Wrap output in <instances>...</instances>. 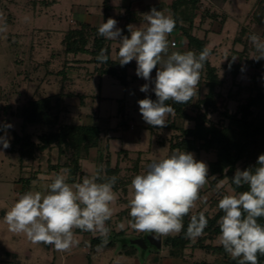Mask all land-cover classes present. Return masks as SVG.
Here are the masks:
<instances>
[{
    "label": "rangeland",
    "instance_id": "1",
    "mask_svg": "<svg viewBox=\"0 0 264 264\" xmlns=\"http://www.w3.org/2000/svg\"><path fill=\"white\" fill-rule=\"evenodd\" d=\"M103 1L56 0L52 3L53 0H0V27L6 26V31L0 32V107L3 109L9 104L15 110L21 105H27L31 98L59 94L62 91V87H64L62 91V105H65L64 107L67 109L61 114L62 123L84 124L89 120L86 116L88 113L93 116L90 119V123L95 124L98 122V117H103L108 118L114 124L118 118L119 99H124L130 111L127 112V115L133 119L131 127H135L136 122L137 132H140L141 135V142L125 146L129 144H124L126 142L121 137L122 134H117V130H114L113 133L116 138L110 140V152L112 154V165L119 164L121 176L125 178L131 177L132 179L136 174L144 172L147 164L153 159L164 158L169 155V140L174 133L173 130L159 128L152 133L151 130L142 128L141 125L145 121L139 112V97L137 94L139 95L140 92L121 85L111 75H104L102 89L100 90V77L98 74L94 78H87L86 70L93 71L95 68L93 63L89 64L85 62L87 68H83L82 72L77 70L76 75L74 74L72 79L69 80L63 81L64 76L56 73L62 69L66 70L64 67L65 54L63 51L62 34L65 33L71 24H76L74 27H77L75 20L83 21L85 18L83 11L78 13L75 11V7L82 6L84 8V5L89 4L90 13L100 14L104 9ZM143 1L157 3L158 7H163L164 3L167 4L169 2V0ZM112 2L117 4L119 2L127 3L128 1L112 0ZM258 2L259 0H230L225 9L229 12L228 21L223 25H220L219 22H217L218 24H213V29L216 30L221 27L223 31L221 34L214 33L215 35L211 38L210 45L211 48H215V52L210 56V59L218 67L220 76L225 80L224 86L221 88L224 95L221 102L222 107L225 105L233 113L236 112L237 107L250 95L248 87L253 86L254 77L259 76L261 73V71L247 63L248 57L254 59V48L248 39L249 35L257 34L264 37V21L256 22L251 16ZM219 11L222 12L223 10ZM167 14L170 15L169 12ZM242 26L245 28L246 34L244 36L240 35V39L239 31ZM206 27L209 28L210 26ZM206 27L202 28L205 29ZM200 35L203 36V32ZM235 38H238V41ZM233 51L239 52V55ZM68 57L74 60L75 58H86L87 55L70 54ZM47 60H50L49 67L46 66ZM230 61L239 67V73L236 77L232 74V68L228 67ZM260 61L264 63V59H260ZM262 75L258 77L259 83L262 82ZM200 90L197 97L205 94L207 91L205 86ZM229 93L235 95V99H228ZM145 95L146 93H142L140 96L144 99ZM93 102L96 103L94 104ZM89 106L94 111L88 110ZM97 109H100L99 115L95 114ZM258 109L255 110V114H258ZM213 118L218 121L220 114H214ZM119 119L123 120L122 115L119 116ZM3 122L12 126L7 130V138L10 140L11 145L13 140L12 131L17 130L21 132L22 121L15 115L7 112L0 115V123ZM176 122L178 126H193L192 122L184 121L181 118L176 119ZM107 123L108 121L102 122L104 126H107ZM33 130L31 129L32 132ZM38 131L40 132L39 129ZM106 131V135L109 134V131ZM3 135H5V132ZM108 137L110 139L111 136L109 135ZM158 140H165L166 145H161L157 142ZM106 143V137L103 136L100 149H98L100 153L104 147L106 148ZM122 149L129 151L128 158L119 157L118 152ZM98 150L95 151L94 149L89 158L82 162L83 171L88 174L87 176L94 175L101 166V162L98 160ZM105 153H107V150ZM191 153L194 154L198 161L205 162L208 167L210 162L215 159L214 152L201 151L199 153ZM70 157L69 153L62 156L59 153L58 147L54 146L50 150L42 152L38 158L27 160L24 165H21L17 153L10 152L9 148L3 149L2 145H0V210L10 208L17 200L18 195L26 191L46 192L47 185L52 181L57 171L59 173L61 169L69 170L65 164L69 162ZM138 157L140 161L138 162V167H136L134 161ZM237 168L241 170L245 169L242 163ZM34 175L36 177L32 178V181L28 183L26 179ZM21 178H24V180L20 181ZM223 180L225 181L224 187L217 190L216 185L212 186L210 183L211 178L208 176V183L200 192L202 199L196 202L190 212L204 211L213 218L220 210L218 208V201L223 195L233 194L234 189L229 179ZM114 191L117 193L118 198L115 204L112 205V221L107 222L111 233H115V235L119 233L120 236L126 237H138L142 235V237L147 236L150 238L151 234L132 230L127 223L129 215L120 214L123 210H128L125 201L128 202L131 199L130 184L127 186L126 191H123L122 187L117 190L114 189ZM0 216V264H13V258H4L3 254L5 249L10 248L18 250L20 255L21 251L24 253V250L30 252L29 257L31 259L29 260H26L25 256H21V260L27 261L25 264H51L53 257H48L49 251L46 250V245H34L23 234L9 232L7 225L3 222L4 215ZM121 223L125 225L124 228L120 227ZM74 231L79 244L72 249L77 251H80L83 245H88L89 247L92 238L96 236L89 232H81L78 229ZM116 241L117 247L124 244L122 237ZM134 242L139 249L138 257L141 264H152L151 260L156 256L157 252H160L159 248L144 250V247L149 246L150 242L148 239L145 240L141 237L136 240L134 239ZM212 244L220 246L218 237H215ZM167 250L168 248L163 246L161 251L167 254ZM144 251L145 253H142ZM50 254L52 255L51 252ZM53 255H55L54 257L57 256L55 264H62V253L55 250ZM185 255L191 258V260H197V262H222L221 255L206 252L199 248L189 247Z\"/></svg>",
    "mask_w": 264,
    "mask_h": 264
},
{
    "label": "clouds",
    "instance_id": "2",
    "mask_svg": "<svg viewBox=\"0 0 264 264\" xmlns=\"http://www.w3.org/2000/svg\"><path fill=\"white\" fill-rule=\"evenodd\" d=\"M143 27L127 25L129 35L117 27L118 21L109 17L98 26V35L119 42L118 59L121 67L133 60L136 75L154 84L151 90L156 100L144 98L138 101L142 119L152 127L163 128L167 117L174 109L166 102L187 104L198 96L201 72L205 67L211 49L207 46L199 52L169 51V36L177 25L176 19L153 7L142 14ZM6 26L0 27V32ZM254 48V59H264V37L250 34ZM108 55L102 49L97 55L101 63L107 62ZM235 59V58H233ZM155 71V78L152 72ZM141 92L149 91V83L143 84ZM4 124L0 131V145L10 147ZM127 146V145H125ZM68 169H61L47 185L46 192L26 191L19 194L13 205L7 209L3 222L8 231L23 234L32 244L51 245L57 252H70L79 244L74 230L89 232L101 239L97 251L102 250L110 235L107 222L113 216L117 201L114 186L116 176L105 177L101 165L92 176H84L81 182H68ZM209 167L198 161L194 154L176 149L164 158L153 159L146 170L136 174L130 183L131 199L128 226L136 232L151 234L159 240L184 231L185 238L196 240L204 234L208 219L204 211L191 215L186 231L184 217L201 200V190L208 183ZM236 188L243 185L248 190L225 194L218 201L223 215L218 220V242L224 251L238 264H259L264 256V154L257 158L256 165L244 170L236 169L231 177ZM220 180L217 190L224 187ZM124 228L123 223L120 224Z\"/></svg>",
    "mask_w": 264,
    "mask_h": 264
},
{
    "label": "trees",
    "instance_id": "3",
    "mask_svg": "<svg viewBox=\"0 0 264 264\" xmlns=\"http://www.w3.org/2000/svg\"><path fill=\"white\" fill-rule=\"evenodd\" d=\"M55 1L53 0L52 3ZM228 1L211 0L204 10H201L202 0L174 1L172 6L174 19L177 21L176 28L181 29L187 37L188 51L199 54L207 44L205 38L201 39L193 34L196 18L200 15L202 22L210 18L212 21L219 22L220 25L225 24L227 16L219 10L224 8ZM104 5L107 13H109L111 9L109 0H105ZM127 10L125 15L129 23L134 17L129 8ZM251 16L256 22L264 21V0H259ZM127 25H124V32L126 33L128 32ZM97 29V27L86 23H80L77 27L67 29L62 39L64 53L66 55L70 53L89 54L91 56L89 61L97 64L96 69L100 74H110L118 78L122 84L127 85V65L121 67L119 63L111 60L109 40L99 36ZM244 34H246V31L242 26L240 27L239 36H244ZM235 40L238 41V38H235ZM102 49L106 50L109 57L107 62L104 63L97 60V55ZM233 52L239 55V52ZM247 63L261 71L260 75L263 74L262 82H258L260 75L254 77L253 86L248 87L250 95L237 107L234 113L225 105L222 107L221 102L224 95L221 88H223L225 80L220 76L218 67L209 58L201 72L198 88V91H201L200 89L205 86L206 93L194 98L187 104H177L171 100L166 102L174 109V114H170L166 125V128L174 132L169 140V155L176 149L196 153L201 151L214 152L215 159L209 164L208 176L211 178L210 183L215 186L220 180L228 178L236 193L248 190L247 185L236 188L231 182V177L234 175L237 166L240 163L244 165L245 169L255 166L258 156L264 154V72H262L264 71V63L249 57ZM49 64V60H47L46 66L48 67ZM233 65H235L234 62L230 61L228 63V67L232 68L233 76L236 77L239 73V67ZM56 73L64 76L63 81L67 80L65 79V69ZM63 89L64 87H62V91ZM62 91L55 95L49 94L31 98L27 105H21L15 110L9 104L3 109L0 107V115L10 112L22 121L21 132L12 131L13 140L9 147L10 152L18 154L21 165H24L27 160L38 158L42 152L56 146L62 156L67 153L70 154V160L65 164L69 168L68 182L76 183L81 182L82 178L87 176L86 172L83 171L81 161L89 158L93 149H100L102 133L98 125L62 123L61 114L67 109L64 107L65 105H62ZM235 97V95L229 93L228 99H235ZM151 99L156 100L154 92L151 94ZM257 108H259L258 114H255ZM216 113L220 114L218 121L213 118ZM180 118L192 122L193 126H178L176 119ZM226 121L227 123H225ZM4 124L6 123H0V127ZM123 124L128 125V120L123 118ZM31 129H34L33 132ZM3 133L4 131H0V136ZM159 143L166 145L165 140H159ZM109 148L107 142L106 148L102 149L103 152L100 153L98 150V160L103 166L106 178L117 177L114 189L117 190L122 187L123 191H126L127 186L131 183V177L121 176L119 164L112 165V154ZM106 150L107 153H105ZM128 155L127 150L119 152V157L128 158ZM139 161V157L134 161L136 167H138ZM35 177L36 175L26 180L29 183ZM23 180L24 178L20 179V181ZM199 212L201 211L190 212L189 216L184 217L185 231L190 216L198 215ZM120 214L129 215V209L123 210ZM205 215L208 219V225L204 230V234L196 241L185 238L184 231L163 238L164 245L169 248V254L172 257H181L185 255L189 247H193L219 254L222 257V262L203 261L201 264H238V261L233 260L221 245L214 246L212 244L215 237L219 235L218 220L223 215L222 210H219L213 218L207 212H205ZM128 218L130 219L129 216ZM258 222L264 224V218H260ZM91 242L93 246L101 245V239L98 236L93 237ZM124 248L136 249L137 247L134 243L128 242L124 245ZM258 259L259 264H264V256H259Z\"/></svg>",
    "mask_w": 264,
    "mask_h": 264
},
{
    "label": "crops",
    "instance_id": "4",
    "mask_svg": "<svg viewBox=\"0 0 264 264\" xmlns=\"http://www.w3.org/2000/svg\"><path fill=\"white\" fill-rule=\"evenodd\" d=\"M76 1H78V0H76ZM127 1H128L127 3H124V2L120 3L119 2L116 4V3H113L112 0H109V5L111 6L109 13H107V11L105 9V5L103 3L104 9L100 14L90 13V11H89L90 5L89 4L84 5L83 6L84 8H82V6H76L75 11L78 13L83 11L85 18L83 21L75 20V22L77 23V26H79L80 23H86L90 26L98 28V26L100 25V23L102 21L106 22L107 19L109 17H111V18H114L115 20L118 21L117 27H119L123 30L122 34L130 36L129 32H127V33L124 32V25L133 24V25H136L137 27H139V26L143 27L145 22L143 20L142 14L149 12L153 7H155L157 10L163 11L165 14H167L169 12L170 15L174 18V10H173L172 5H173L175 0H169V2L167 4L164 3L163 7H158L157 3L143 1V0L142 1H140V0H127ZM210 2H211V0H208V1L202 0L203 5L201 7L205 8L206 6H208V4H210ZM229 2H230V0L226 3L224 8L221 9V10H223L222 12L227 16V21H228V17H229V12H227V10H225V9H226L227 5L229 4ZM127 8H129L130 12L133 14V17H134L129 23H128L126 15H125L126 11H128ZM204 8H202L201 10H203ZM167 15H169V14H167ZM71 20H73V19H71ZM71 20H70V24H71ZM201 22H202V19H201V16L199 15L195 20V26L193 29V34L197 35L201 39L205 38L207 40L206 46L211 49V55H213L215 52V48H211V45H210L211 38H212V36L215 35L214 33L221 34L223 30L221 29V27L216 29V30L213 29L214 28L213 24H215L217 22L212 21L210 18L206 19L202 23ZM74 25H76V24H71V26L69 28L74 27ZM206 26H210V27L208 28ZM202 27H206V28L204 29ZM202 32H203V36L200 35ZM62 35L64 37L65 34H62ZM173 40H177V45L175 47H170V49H169L170 52L171 51H182V52L188 51V40H187V37L185 36V34L183 33V31L181 29L175 28L174 31L170 34V36H169L170 45H171V42ZM109 44H110V58H111V60L119 63V59H118L119 42L109 40ZM70 54H86L87 57L86 58H79V59L75 58L73 60V59H70L68 57ZM70 54H68V55L65 54V59H64V61H65L64 67L66 68V70H65L66 71V78L65 79H67V80L72 79V76L76 73L77 70H80L82 72L83 68H87V65L85 64V62L91 64V62L89 61L91 59V56L87 53H70ZM210 56H209V59H210ZM49 63H50V60H49ZM93 64L95 65V68L93 71L86 70L87 78L88 77L94 78L98 74L100 77L99 88L101 90L102 89V79H103L104 75H110V74H100L96 69L97 64H95V63H93ZM135 70H136V62L133 60L132 62L127 64V85L122 84L118 78H116L114 76L113 77L119 83H121V85L127 87L128 89L130 88L133 91H139L140 92L139 95L137 94V96L139 97V100L143 99V97H141L140 95L142 93H144V92H141L139 90L140 87L145 83H149V91L146 93L144 98H146V97L151 98V94L153 93V91L151 89L154 88V84H152L151 82L145 81L143 78L138 77L136 75ZM155 71L156 70H153V72H152L153 79L155 78ZM100 97L102 98L101 95H100ZM95 100H97V99H95ZM119 102H120V107H119V110L117 112L118 118H117L116 123L112 124L110 122V120H108V118H103V117H98V122L95 124L90 123V119L93 116H92V114H88V113L86 116L88 117L89 120L86 123H84V124L98 125L101 129L102 137L103 136L106 137V140L109 143V147H110V140L112 138H116V136H114V133H113L114 130H117V132H116L117 134H119V133L122 134L121 137L126 142L124 144H129L127 146H130V144H138L139 142H141V135H140V132H137L136 122H135V127L134 128L131 127L133 119H131L127 115V112H130V111H129V108H127V106L125 104V100L119 99ZM93 103L95 104L96 102H93ZM88 110L92 111L93 108L90 107ZM99 111H100V109H97L95 111L96 112L95 114L99 115ZM95 114H93V115H95ZM121 115L125 120H128V125L123 124V120L121 121L119 119V116H121ZM168 117H167V119H168ZM105 121H108V123H107L108 129H107V126H104L102 124V122H105ZM141 126H142V128L151 130L152 133L155 132L156 129L157 130L159 129V127H152V126L148 125L146 122L143 123ZM103 127H105V128H103ZM163 128L166 129V126ZM106 130L109 131V134H107V135H106V132H107ZM109 135L111 136L110 139L108 137ZM133 138H137V139L134 140ZM157 142L159 143V140ZM93 150L91 151V153L93 152ZM109 150H110V148H109ZM122 150H127V149H122ZM95 151H97V149H95ZM84 160H87V159H83L81 161V164ZM125 203H127V202L125 201ZM6 211H7L6 209H1L0 215H5ZM121 237H122V241L124 240V244H122V246L120 245V247H117V245H116L117 241L116 240L118 238H121ZM140 237L142 239H145V238H146V240L148 239L147 236L142 237V235H140L138 237H131V236L126 237V236H120V234L115 235V233H111V231H110L108 242L106 245L102 246V250L97 251V246H93L92 242H90L89 247H88V245H83L82 249L80 251L72 249L70 252L62 253V264H141L139 257H138V254H139L138 248H136V249L124 248V245L127 244L126 242H131V243L135 244L134 239L136 240V239H139ZM148 241H149V239H148ZM46 246H47L46 250L49 251L48 257H50V258L53 257L51 264H55L56 259H57V256L54 257L55 255H53V253L55 252V249L51 245H46ZM163 246H165V245L163 243V237H162L161 247H158L151 242H150L149 246L144 247L145 248L144 250H146V249L151 250V249H154L157 247L160 250V252H157L156 256H154L152 258V260H151L152 264H199V263L201 264L202 263V262H197V260H193V259L191 260V258L187 257L186 255L181 256V257H172L169 254V248L167 246H165V247L168 248V250H167L168 253L164 254V252L161 251ZM50 252L52 253V255L50 254ZM142 253H145V251ZM3 254H4V258H13L12 259L13 264H25L27 262L26 260L31 259L29 257L30 252H28L26 250H24V253H23V251H21V255H20L18 250L10 248V249H5ZM22 255L26 257V260H24V259L21 260ZM86 256H88V257H86Z\"/></svg>",
    "mask_w": 264,
    "mask_h": 264
},
{
    "label": "water",
    "instance_id": "5",
    "mask_svg": "<svg viewBox=\"0 0 264 264\" xmlns=\"http://www.w3.org/2000/svg\"><path fill=\"white\" fill-rule=\"evenodd\" d=\"M149 241L153 244H155L158 247H161V242H162V238L159 240L153 239V237L151 236L150 238H148Z\"/></svg>",
    "mask_w": 264,
    "mask_h": 264
},
{
    "label": "built area",
    "instance_id": "6",
    "mask_svg": "<svg viewBox=\"0 0 264 264\" xmlns=\"http://www.w3.org/2000/svg\"><path fill=\"white\" fill-rule=\"evenodd\" d=\"M171 45L176 46V45H177V40H173V41L171 42Z\"/></svg>",
    "mask_w": 264,
    "mask_h": 264
}]
</instances>
